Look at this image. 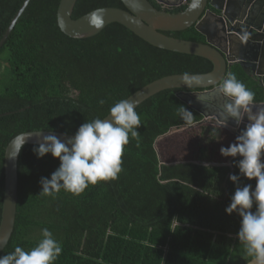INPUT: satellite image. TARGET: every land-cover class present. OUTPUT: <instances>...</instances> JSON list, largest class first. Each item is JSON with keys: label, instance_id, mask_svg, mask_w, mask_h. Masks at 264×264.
Listing matches in <instances>:
<instances>
[{"label": "trees", "instance_id": "16d2710c", "mask_svg": "<svg viewBox=\"0 0 264 264\" xmlns=\"http://www.w3.org/2000/svg\"><path fill=\"white\" fill-rule=\"evenodd\" d=\"M23 1L0 0V40ZM150 1L158 9L180 12L190 0L167 8ZM59 3L30 0L0 47V222L5 148L16 135L35 130L75 134L83 123L104 119L115 103L156 79L207 73L214 67L208 58L154 46L120 23L90 37H70L58 25ZM100 7L126 8L122 0H77L73 18ZM165 33L206 41L195 25ZM230 73L255 93L254 103L264 101L263 86L239 63ZM195 90L169 88L139 104L135 108L142 123L137 129L139 145L129 136L118 178L90 184L80 195L62 188L53 195L40 194V179L50 178L60 161L51 153L38 158L33 152L38 145H25L18 161L15 226L0 256L16 246L30 250L47 228L62 247L54 264H245L251 260L237 236L242 218L225 211L237 188L229 175H239L240 157L216 162L202 148L194 161L160 163L158 142L171 137L173 129L191 128L178 108L183 105L193 113L192 125L203 119L177 95ZM201 129L204 144L221 140L219 129L205 125ZM246 184L254 188L256 180L241 176L239 186ZM173 218L180 222L175 232L170 229Z\"/></svg>", "mask_w": 264, "mask_h": 264}, {"label": "clouds", "instance_id": "9594fccd", "mask_svg": "<svg viewBox=\"0 0 264 264\" xmlns=\"http://www.w3.org/2000/svg\"><path fill=\"white\" fill-rule=\"evenodd\" d=\"M202 0H192L191 9L200 6ZM99 11V10H98ZM94 23L99 24L98 19ZM246 40L247 36L241 37ZM195 79V78H193ZM184 80L191 84L188 73ZM217 97L224 98L221 106V126L234 119L241 124L245 117L248 123L236 137V141L228 147H221L223 156L240 157L236 161L239 175L230 174L229 179L237 184L226 207L228 214L238 213L242 218L237 233L247 256L252 258L250 264H264V107L255 105V93L242 83L235 73H228L211 93L201 95L198 99L208 106L207 102ZM104 104V100L99 101ZM254 107L256 108L253 111ZM178 115L187 124L192 125L193 113L183 105L178 108ZM110 119L96 118L83 123L67 141H62L54 134L43 136L33 152L38 158L51 153L59 158V167L51 177H42L40 194L53 195L62 188L74 195H80L91 184L118 178L122 171L124 146L129 143V136L137 140L139 145L140 132L137 130L141 119L131 100H120L109 109ZM25 140L17 139L15 158L22 149ZM255 179L256 185H240V177ZM255 207V210H253ZM173 218L170 229L175 232L180 222ZM42 239L30 250L16 246L14 251L0 256V264H54L62 253L60 243L53 233L44 228Z\"/></svg>", "mask_w": 264, "mask_h": 264}, {"label": "water", "instance_id": "95a60500", "mask_svg": "<svg viewBox=\"0 0 264 264\" xmlns=\"http://www.w3.org/2000/svg\"><path fill=\"white\" fill-rule=\"evenodd\" d=\"M259 1L202 0L199 7L191 9L190 0L183 11L170 12L158 9L150 0H122L126 8L100 7L74 19L73 12L77 0H60L57 20L60 29L70 37H90L101 32L109 24L120 23L154 46L210 59L214 64L210 72L188 73L191 84L184 80L185 73L170 74L146 84L125 99L131 100L136 108L146 99L165 89H197L177 93L183 101L203 115L201 121L187 126L195 127L205 124L209 118L207 107L219 103L218 99H213L208 101L206 106L198 97L209 94L218 87L230 73L234 63H239L264 88V28L261 24L263 15L255 12V6ZM29 2L30 0L23 1L5 30L0 47L5 43ZM94 19H98L99 24L94 23ZM193 25L206 37L205 42L181 39L165 33L181 31ZM243 36H247V39L242 40ZM261 104H264V101L255 103L257 106ZM107 118L110 119L109 114L104 119ZM48 134H54L62 141H67L75 135L59 131H27L12 138L5 148V192L0 222V252L7 246L12 236L17 214L18 161L22 149L15 158L11 157L16 151L15 142L17 139H26L22 148L27 144L39 145L43 136ZM160 163L164 164L165 161L161 159ZM251 261L252 259L245 264H250Z\"/></svg>", "mask_w": 264, "mask_h": 264}, {"label": "flooded vegetation", "instance_id": "af4514ba", "mask_svg": "<svg viewBox=\"0 0 264 264\" xmlns=\"http://www.w3.org/2000/svg\"><path fill=\"white\" fill-rule=\"evenodd\" d=\"M160 4H162V6L164 8H167V7H173V6H178V5H182L184 3H187V0H182L180 1L179 3H173L171 0H157ZM257 11V13L263 15L262 19H261V24L263 25V28H264V0H260L259 3L256 4L255 6V12ZM215 99H218V104H212V105H209L207 107V112L209 113V118L206 120L205 124H202V125H205V126H212V127H215L216 129H219L220 131V142H223L224 138H228V136H232L233 140H232V143H234L236 141V137L240 134L241 130L244 129V127L246 126V124L248 123V120H247V117H245L244 121L237 125L235 120L234 119H229L227 121V126H221L222 125V120H221V116H220V112H221V106L220 103H224V99L221 98V97H217ZM262 103V102H261ZM220 105V106H219ZM259 107H264V104H261V105H258ZM256 108L254 107L253 111H255ZM200 125V126H202ZM199 127V125L197 126V128ZM191 128H194V127H191ZM224 130L226 132H224ZM224 134V138H222V134ZM207 134V133H206ZM200 137H201V134H199ZM208 134L205 136L207 138ZM231 143V144H232ZM215 144V142H213L212 144H204L200 141V144L198 142H196L195 140V145H194V152H193V155L195 158H198V155L200 154L201 152V149L204 148V149H208L209 150V154L213 157L214 155H221V152H220V149L221 147H228L230 146L231 144L227 145V144H222V146H219L218 145H213ZM224 158V157H223ZM233 158L235 157H231V156H228V158H225V162H229L231 161ZM213 159V158H212ZM214 161L216 162H220L221 160H216V159H213Z\"/></svg>", "mask_w": 264, "mask_h": 264}, {"label": "rangeland", "instance_id": "374dc122", "mask_svg": "<svg viewBox=\"0 0 264 264\" xmlns=\"http://www.w3.org/2000/svg\"><path fill=\"white\" fill-rule=\"evenodd\" d=\"M173 3H179L182 0H171ZM0 72H1V62H0ZM172 136L166 137L163 140H160L157 144V148L162 155V160L166 163H176L181 161H194L196 159L193 155L195 140L200 144V141L204 143V138L200 137V132L202 133L201 126L194 128H177L172 130ZM224 132H226L224 130ZM222 134V138H224V134ZM232 136H228V138H224L223 142L216 141V145L222 146V144H231ZM213 144V145H215ZM224 157V158H223ZM216 160H221L225 162V156L214 155L212 157ZM228 163V162H225Z\"/></svg>", "mask_w": 264, "mask_h": 264}]
</instances>
